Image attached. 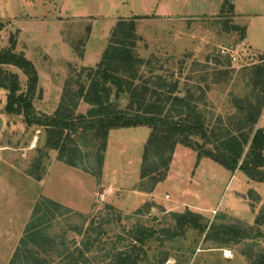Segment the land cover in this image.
I'll return each mask as SVG.
<instances>
[{"label":"rangeland","instance_id":"obj_1","mask_svg":"<svg viewBox=\"0 0 264 264\" xmlns=\"http://www.w3.org/2000/svg\"><path fill=\"white\" fill-rule=\"evenodd\" d=\"M224 1L0 0V49L15 42L16 52L34 64L39 80L36 109L52 113L68 81L78 78L83 68L98 65L118 23L134 19L138 52L161 68L159 74L178 80L179 93L184 94L189 87L196 91V78L202 74L191 75V69H202L205 61L220 59L224 47L237 57L233 62L238 71L241 65L264 59V0H234L233 13L222 11ZM232 23L246 28L244 40L240 32L232 30ZM5 68L18 75L25 92L28 76L16 66ZM238 71L224 87L212 84L208 89L209 102L203 106L207 116H212L209 111L214 117L237 111L229 99L245 97L250 91L249 76ZM209 81L214 83L212 78ZM7 96L8 91L0 88V264L12 260L42 197L60 202L86 219L109 215L115 240L127 238L137 222L170 231L163 245L157 240L147 245L149 258L143 264L161 260L163 264H253L264 252V182L251 181L242 170L231 172L209 158L197 166L196 152L180 145L166 180L157 185L154 194H143L138 188L150 134L147 126L110 132L98 176L65 164L58 160L57 151L49 150L38 167L43 179L37 180L29 173L44 150L45 137L42 129L29 126L23 115L6 112ZM113 100L122 107L129 101L127 95L118 100L113 96ZM87 109L83 103L79 111ZM259 126L264 128V119ZM188 210L200 215L195 217L198 222L208 224L205 231L196 225L176 227L172 213ZM66 219L55 231L56 240L60 243L63 239L74 249L82 244V237L73 230L65 235L62 226L80 224L81 216L74 214L68 223ZM212 223L232 228L229 234L209 237ZM63 250L48 257L51 264H60L57 255ZM86 254L95 258L103 253Z\"/></svg>","mask_w":264,"mask_h":264},{"label":"trees","instance_id":"obj_2","mask_svg":"<svg viewBox=\"0 0 264 264\" xmlns=\"http://www.w3.org/2000/svg\"><path fill=\"white\" fill-rule=\"evenodd\" d=\"M234 10V0H225L222 11L233 13ZM231 27L245 39V27L236 23ZM137 35L134 19L121 20L113 29L98 65L83 68L78 78L68 81L52 113H40L36 109L34 100L39 80L34 64L23 53L16 52L15 42L11 47L0 49V88L8 91L6 112L23 115L25 122L41 128L45 137L44 150L30 176L43 179L38 167L49 150L57 151L58 160L65 164L98 176L102 173L97 169L104 165L110 132L147 126L150 134L142 155L140 191L153 192L166 180L178 145L196 152L197 164L209 158L231 172L242 170L251 181L264 182V128L259 126L264 119V59L257 64L241 65L243 68L238 71L230 55L219 53L220 59L207 60L202 69L192 68L189 72L191 75L202 72L196 78V91L189 87L186 93L180 94L178 80L159 74L161 68H156L152 59L140 55ZM7 65L16 66L28 76L25 92L18 75L8 71ZM182 67L180 75L184 71ZM237 71L243 77L249 76L250 86L245 97L233 95L229 99L237 111L217 117L209 111L212 116H207L208 110L203 106L209 102L208 89L212 84L224 87ZM166 72L171 73L169 69ZM123 95L129 100L125 107L113 100V96L118 100ZM83 103L88 105L85 113L79 111ZM74 214L81 216L80 224H69L68 228L63 225L62 229L65 235L73 230L82 237V244L70 249L63 239L58 243L56 232L62 219L67 217L68 223ZM172 215L177 228L196 225L205 231L208 227L207 223L204 225L195 219L200 215L192 210ZM108 217L86 219L60 202L42 197L9 264H51L48 257L62 247L63 252L57 255L60 264H143L149 258L147 245L154 240L163 245L171 234L137 222L129 231L124 228L129 232L127 238L115 240L116 234L112 231L116 230L110 227L112 222ZM260 219L256 220L259 225ZM231 228L212 223L209 237L221 232L229 234ZM91 252L103 254L90 258L86 253ZM163 263V260L159 262ZM253 264H264V252Z\"/></svg>","mask_w":264,"mask_h":264},{"label":"crops","instance_id":"obj_3","mask_svg":"<svg viewBox=\"0 0 264 264\" xmlns=\"http://www.w3.org/2000/svg\"><path fill=\"white\" fill-rule=\"evenodd\" d=\"M236 13V12H235ZM236 17H234V19H236L237 18V14L235 15ZM239 26H241V25H239ZM245 42V41H244ZM182 146V145H181ZM179 149H180V145H178L177 146V148H176V151H175V154H174V161H173V164H172V167H174V165H175V161H176V159H175V157H177L178 155V151H179ZM200 163V162H199ZM199 164H197V166H198ZM157 187V186H156ZM155 190H156V188H155ZM155 190L153 191V192H148V193H144L143 191L141 192V193H143V194H146V195H151V194H154L155 193ZM139 192H140V190H139Z\"/></svg>","mask_w":264,"mask_h":264},{"label":"built area","instance_id":"obj_4","mask_svg":"<svg viewBox=\"0 0 264 264\" xmlns=\"http://www.w3.org/2000/svg\"><path fill=\"white\" fill-rule=\"evenodd\" d=\"M221 53L225 54V55L226 54L230 55L232 60H237V57L234 54H231L232 52H231V50L229 48H226V47L222 48Z\"/></svg>","mask_w":264,"mask_h":264},{"label":"water","instance_id":"obj_5","mask_svg":"<svg viewBox=\"0 0 264 264\" xmlns=\"http://www.w3.org/2000/svg\"><path fill=\"white\" fill-rule=\"evenodd\" d=\"M2 126H3V119L0 117V133L2 131Z\"/></svg>","mask_w":264,"mask_h":264}]
</instances>
